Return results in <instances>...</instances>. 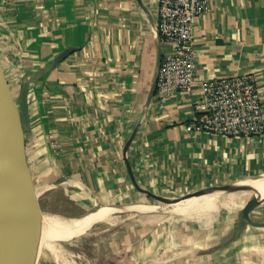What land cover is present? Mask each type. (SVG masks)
I'll list each match as a JSON object with an SVG mask.
<instances>
[{
    "label": "crops",
    "instance_id": "1",
    "mask_svg": "<svg viewBox=\"0 0 264 264\" xmlns=\"http://www.w3.org/2000/svg\"><path fill=\"white\" fill-rule=\"evenodd\" d=\"M210 4L194 29L193 91L165 101L155 95L148 106L158 53L170 49L158 30L159 0H0V71L16 107L24 79L31 81L24 152L37 197L61 194L82 215L158 208L139 204L151 199L129 175L124 149L136 128L127 158L139 186L161 197L227 193L218 189L264 175V134L186 129L209 79L254 76L264 111V0ZM242 207L166 222L136 242L137 253L154 239L148 253L162 243L167 254L145 264H264V227L246 223ZM251 218L264 223V200Z\"/></svg>",
    "mask_w": 264,
    "mask_h": 264
},
{
    "label": "built area",
    "instance_id": "2",
    "mask_svg": "<svg viewBox=\"0 0 264 264\" xmlns=\"http://www.w3.org/2000/svg\"><path fill=\"white\" fill-rule=\"evenodd\" d=\"M212 0H159L158 30L169 51L163 55L156 98L165 101L189 94L196 84L194 29ZM188 132H210L229 137L264 134V111L258 83L252 75L201 82V95L193 104Z\"/></svg>",
    "mask_w": 264,
    "mask_h": 264
},
{
    "label": "water",
    "instance_id": "3",
    "mask_svg": "<svg viewBox=\"0 0 264 264\" xmlns=\"http://www.w3.org/2000/svg\"><path fill=\"white\" fill-rule=\"evenodd\" d=\"M75 50L74 48H70L62 52L53 61L51 67L53 68L60 64ZM162 59V53L159 52L155 76L147 100L148 106L156 95ZM30 84L31 81L25 78L19 96L18 108L15 106L7 82L0 71V264H20L19 255L31 223L30 196L27 186L28 183L30 184V179L24 152L25 137L30 131ZM136 134L137 128L128 140L124 153L130 178L140 193L145 194L148 199L156 202L175 205L193 198L202 197L210 191L203 190L184 197L167 199L142 189L136 181L130 161L127 158V152ZM235 185L222 187L218 190L230 192L236 188ZM33 195L36 199L35 193ZM263 200L264 196L259 191H255V195L248 200L241 211L245 221L254 227H264V223L255 222L251 218L252 211ZM99 209H102V207H98ZM39 216L35 219L36 224H39L37 221ZM33 226L37 227L35 224Z\"/></svg>",
    "mask_w": 264,
    "mask_h": 264
},
{
    "label": "rangeland",
    "instance_id": "4",
    "mask_svg": "<svg viewBox=\"0 0 264 264\" xmlns=\"http://www.w3.org/2000/svg\"><path fill=\"white\" fill-rule=\"evenodd\" d=\"M7 84L9 85L10 83L8 82ZM17 98L19 99V96H17ZM27 186H28V194L30 196V208H31V219H32L31 221H33L31 222L32 225L34 224L36 225L35 219L39 215H44L48 217L55 216L63 220L70 221V218H78V216H85V217L94 216V215H99L101 212L100 210L95 209L93 211H89L88 213H85V215H82V211L74 204H72V202L69 200L68 197L63 196L61 194H51L50 196L42 195L40 197L36 196L35 199L33 195L34 190L36 188L34 187L35 184L34 183L32 184L30 182V184L28 183ZM139 204L155 205L158 206V208H152L151 210H149V212H143V213H137L131 211L137 208L136 207L137 205L123 209H118V208L107 209L110 211L112 210L111 218L116 220L115 223L113 224L107 222L96 223L92 225L90 228L85 229L83 233L84 236L81 235L79 237L69 238L67 239L68 241L64 239L61 241H56L54 245L62 253L66 261L65 263L66 264H73V263L74 264L76 263L77 264H145L146 262H148L153 258H156L157 256L159 257L165 256V254L167 253L162 250V246H163L162 243H159L158 247H156L155 249L156 251L154 250L151 253L152 255L148 253L149 244L156 243L154 239H152V241L145 243V247L147 251L143 253L141 252L137 253V248L141 246V244L140 245L136 244V242H138L142 238L147 237L148 235H154L156 228L158 226L166 222H171L177 219L176 217H173L171 214V209L173 206L159 204L158 202H154L152 200H149L146 203H139ZM240 208L241 206L237 207V209ZM33 211L39 213L33 214L35 213ZM212 212L206 214H210ZM33 215H35V217ZM136 217L139 218L137 219ZM186 219H191V218H186ZM36 226H39V224H37ZM43 228L44 227H42L41 225L37 229L38 231L40 230V232H42ZM179 228L171 226V230H174L176 232L175 237H178L179 232L183 234L182 232L183 230ZM187 234L188 233L186 232L184 235ZM37 260L34 262V264L36 263L58 264L55 261L53 255H51V253H49L47 250L45 251L43 246L40 249V253Z\"/></svg>",
    "mask_w": 264,
    "mask_h": 264
},
{
    "label": "bare ground",
    "instance_id": "5",
    "mask_svg": "<svg viewBox=\"0 0 264 264\" xmlns=\"http://www.w3.org/2000/svg\"><path fill=\"white\" fill-rule=\"evenodd\" d=\"M235 187L236 188L233 191H230L227 193L218 192V191H215L213 193L210 192V193H207L206 196L203 197L202 199L192 201L194 199L193 198V199L184 201L182 203L173 205V207L171 209V214L173 217H176L177 219H184V218L185 219L186 218L193 219V218L197 217L198 215H201V214L206 215V213L212 212L213 210L215 211L218 209V207H225V206H229L230 208H237L239 206L242 207V206H244V204H246V202L253 195H255L254 191H259L262 194V196H264V175L259 177V178L247 179V180H244L242 182H239L235 185ZM103 209L104 208L99 209L101 211L99 215L86 216L85 218L80 219V220L75 219V220H70V221L63 220V219H61L59 217H55V216L48 217V216L40 215L39 218H37V221L39 222V226H37V228L42 225V227H44L42 229L43 231L42 232H40V230L38 231V229L30 223V226H29L28 231L26 233V237L24 239V244L22 246V250H21L20 255H19V263L20 264H34V262L38 259L40 249L43 246L45 251L47 250L49 253H51V255H53L55 261L58 264H66L65 263L66 261L62 255V253L54 245L55 242L61 241L63 239L68 241L67 239H69V238H75V237H79L81 235L84 236L83 233H84L85 229L90 228L92 225H94L96 223H104V222L111 223V224L115 223L116 220L111 218L112 210L110 211L107 209H104V210ZM131 211L137 212V213L149 212V211H146L144 207H137ZM33 212H35V211H33ZM37 213H39V212H37ZM37 213L35 212L33 214H37ZM33 216L35 217V215H33ZM136 218L138 219L139 217H136ZM31 222H33V221H31ZM74 244H75V242H74ZM190 245H192V244L190 243ZM190 247H192V246H190ZM79 251H80V249H79ZM176 253H178V252H176ZM85 255H87V254H85ZM156 262H157V260H156ZM159 262H161V261H159Z\"/></svg>",
    "mask_w": 264,
    "mask_h": 264
}]
</instances>
